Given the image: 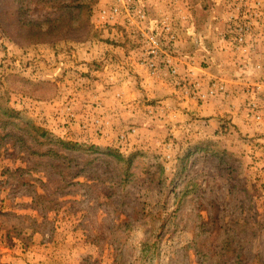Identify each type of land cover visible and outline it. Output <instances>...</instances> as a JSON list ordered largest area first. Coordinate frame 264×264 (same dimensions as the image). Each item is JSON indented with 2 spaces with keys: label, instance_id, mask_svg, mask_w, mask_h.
I'll return each mask as SVG.
<instances>
[{
  "label": "rangeland",
  "instance_id": "rangeland-1",
  "mask_svg": "<svg viewBox=\"0 0 264 264\" xmlns=\"http://www.w3.org/2000/svg\"><path fill=\"white\" fill-rule=\"evenodd\" d=\"M131 1L146 11L147 27L172 24L179 40L165 46L181 60V74L192 59L201 77L227 84L222 52L233 54L237 69L244 63L247 73L231 74L241 80L242 102H223L238 120L232 124L227 112L206 117L218 127L211 137L180 131L138 143L92 139L102 130L94 119L108 110L95 97L108 91L101 67L109 65L114 33L121 55H135L143 47L139 22L100 18L120 0H0V80L9 108L55 137L100 149L67 153L51 168L52 160L30 156L45 147L0 140V264H264V124L249 111L256 103L264 112V0ZM243 23L254 29L238 48L231 40ZM90 66L103 75L90 74ZM174 97L188 102L168 89L135 100L160 105ZM159 117L146 129H163ZM85 125H92L88 135ZM107 148L136 153L128 173L101 154Z\"/></svg>",
  "mask_w": 264,
  "mask_h": 264
},
{
  "label": "crops",
  "instance_id": "crops-1",
  "mask_svg": "<svg viewBox=\"0 0 264 264\" xmlns=\"http://www.w3.org/2000/svg\"><path fill=\"white\" fill-rule=\"evenodd\" d=\"M116 32V31H115ZM115 34V35H114ZM114 36H117L116 42L117 44H113V53L110 54L108 60V67H105V64L101 67L103 73L107 71V77L109 79V87L108 91L103 90L101 93L98 92L99 96H96L97 99L102 100V104L108 106V110H106L105 116H103V121L106 123L104 128L100 130V133H97L95 136L91 132L93 129H89L92 125L86 126L84 134L90 135L92 139L101 140V142H109V141H120V136L125 134L126 131L130 129H135V133H129L127 135V142H135L142 141L143 137L151 134V135H161L166 136L168 133H178L180 131L189 134L191 132V136H203L206 137L208 135H212V132L218 127L212 122V120H206L209 116H213L215 118L216 115L220 114L221 117H225V112L231 113V116L227 115V118H232V124L237 122L238 111L236 109H232L229 104H223L228 101H232L235 104L240 103V98L244 95V90L241 88L240 83L241 80H234L232 77V73H236L241 76L245 72L242 69V64L237 69L236 62L234 61L233 54L229 51L222 52L220 58L224 61L225 64L222 65V73L223 76L227 80V87L229 96L228 97H217L215 99L210 100L207 104L198 105L192 102H180L179 97L171 98H163L160 102V105H152V104H142L141 101L135 100L138 93L144 92L150 99L156 97L157 94L161 95V91L165 90H174L171 84H169L165 77V72H161L158 75H150L146 66L144 65L143 58V48H137L136 54L133 55L130 51L128 56H122L120 52L121 46L118 45L120 42V33H114ZM131 36L129 35V38ZM132 39V38H130ZM128 44L134 43L130 40H125ZM177 45V44H176ZM129 46V45H127ZM264 52V51H263ZM219 54V53H217ZM96 57H98L96 55ZM100 55L98 58H101ZM81 59L83 61H89L84 58ZM264 59V58H262ZM102 61V60H101ZM255 63L257 61H254ZM264 63V61H262ZM254 64V63H253ZM85 67L89 66V64L83 63ZM180 67V65H179ZM87 68L90 74H94L95 70H91ZM101 68H97L100 69ZM248 70V69H247ZM247 70L245 73H247ZM99 75H103L99 73ZM125 77L126 81H125ZM124 78V79H123ZM139 80V85L137 86L132 84L131 81ZM164 79V80H163ZM167 80V81H165ZM167 82V83H166ZM205 82H208V79H205ZM243 85V84H242ZM246 85V84H245ZM140 87H143L140 90ZM136 88V89H135ZM140 90V91H138ZM173 93V92H172ZM178 93V92H177ZM179 94V93H178ZM180 95V94H179ZM237 96V99H232ZM100 97V98H99ZM226 98V100H224ZM240 99V100H239ZM174 100V101H173ZM236 100V101H235ZM124 103L121 105L120 103ZM242 102V100H241ZM224 105V106H222ZM237 106V105H236ZM161 116V119H164L161 122L163 125V129H146L150 123L149 120L152 118H158ZM160 118V117H159ZM170 121L168 122L167 120ZM198 119H202V121H197ZM159 121V120H158ZM202 125H201V123ZM146 124V125H145ZM199 125V126H197ZM152 127V126H149ZM173 128V129H172ZM213 128V130H211ZM87 129V130H86ZM209 130V131H208ZM216 132V131H215ZM119 139V140H118Z\"/></svg>",
  "mask_w": 264,
  "mask_h": 264
},
{
  "label": "built area",
  "instance_id": "built-area-1",
  "mask_svg": "<svg viewBox=\"0 0 264 264\" xmlns=\"http://www.w3.org/2000/svg\"><path fill=\"white\" fill-rule=\"evenodd\" d=\"M241 1L249 2L251 0ZM120 2L122 4L114 5L111 9H103L100 13V18L105 22L117 24L120 17L125 15L128 22L131 23L133 20L139 22V41L143 46L144 65L150 75H158L166 69L168 74L173 78L175 90L183 96L184 100L195 104H205L219 96H229L227 84L222 79H209L208 83H205V79L207 78L200 76V73L203 72L195 66L196 62L192 59L188 61L186 71L181 74L179 70L181 60L172 55L170 50L165 46L170 44L172 47H175L179 40L171 23L164 20L160 22L159 26H157L158 28H149L145 24L147 22V13L143 7L135 5L131 0H120ZM251 24L243 23L242 25L239 24L236 26L234 29L236 34L231 40L234 46L238 48L245 46V37L251 35L254 29ZM257 86L261 88V84ZM247 90L249 92V89ZM95 98L97 99V97ZM95 109L96 111H101L102 108L99 103H97ZM249 111L258 124H264V112L258 109L256 103H252L249 106ZM103 116H97L94 119L92 125L95 128L102 129L108 123V121L106 123L103 121ZM129 133L134 134L135 129L129 128L125 134L120 136V140L122 142L126 141Z\"/></svg>",
  "mask_w": 264,
  "mask_h": 264
},
{
  "label": "trees",
  "instance_id": "trees-1",
  "mask_svg": "<svg viewBox=\"0 0 264 264\" xmlns=\"http://www.w3.org/2000/svg\"><path fill=\"white\" fill-rule=\"evenodd\" d=\"M86 11L91 13L89 5H85ZM53 32L52 29L45 32V34H49ZM41 37L42 34L33 35L32 37ZM43 40V38H40ZM16 78V77H12ZM2 84L3 82L0 80V131L3 134V138L0 140H8L13 138L20 145V149L25 148L26 142L29 140L34 146L45 147L32 152L30 154L31 157H39V158H47L52 160L49 164L51 168L57 167L54 164V161H58L60 158H63L67 153L74 154H82L84 156H90L95 153H100V149L95 145H86L83 143H75L71 141H67L62 138L55 137L48 130L44 128H39V126L35 125L30 121H21L20 114L15 110L9 108L8 99L2 93ZM31 146H28L27 149L30 151H34L31 149ZM103 154L106 158L113 160L116 164H123L124 171L123 173H128L131 170L133 165V161L137 156L135 154H131L129 156H125L121 154L119 151L107 148L105 153ZM125 176V175H124ZM51 182L49 179L48 182H43L47 184Z\"/></svg>",
  "mask_w": 264,
  "mask_h": 264
}]
</instances>
